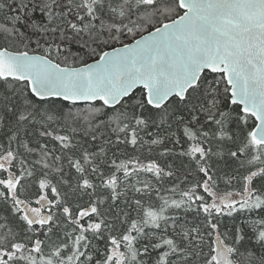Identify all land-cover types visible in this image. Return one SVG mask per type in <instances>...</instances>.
I'll list each match as a JSON object with an SVG mask.
<instances>
[{
	"label": "snow or ice",
	"instance_id": "6c2138e0",
	"mask_svg": "<svg viewBox=\"0 0 264 264\" xmlns=\"http://www.w3.org/2000/svg\"><path fill=\"white\" fill-rule=\"evenodd\" d=\"M0 264H264V0H0Z\"/></svg>",
	"mask_w": 264,
	"mask_h": 264
}]
</instances>
